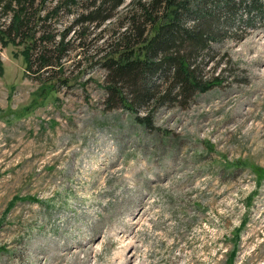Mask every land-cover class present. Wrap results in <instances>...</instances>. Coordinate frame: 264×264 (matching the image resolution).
Wrapping results in <instances>:
<instances>
[{"label":"rangeland","instance_id":"374dc122","mask_svg":"<svg viewBox=\"0 0 264 264\" xmlns=\"http://www.w3.org/2000/svg\"><path fill=\"white\" fill-rule=\"evenodd\" d=\"M135 1L73 24L91 0H33L30 68L0 41V264H264V25L215 41L220 84L151 127L105 100Z\"/></svg>","mask_w":264,"mask_h":264},{"label":"trees","instance_id":"16d2710c","mask_svg":"<svg viewBox=\"0 0 264 264\" xmlns=\"http://www.w3.org/2000/svg\"><path fill=\"white\" fill-rule=\"evenodd\" d=\"M122 1L91 0L73 24L100 21L110 15V7ZM32 4L33 0H0V15L11 10L8 21L0 22V41L21 42L27 68L36 47L35 31L29 23L32 10L28 7ZM59 4L55 3L52 11ZM43 16L47 14L38 15ZM124 16L126 23L119 24L102 55L109 77L104 85L106 104L129 109L139 123L157 127L152 112L158 106L186 105L197 92L220 84L222 72L214 69L221 59L215 57L213 43L228 31L235 34L237 28L254 27L256 20L264 25V0H136ZM189 16L194 18L192 23L186 22ZM61 33L63 36L65 31ZM236 34V39L241 37ZM53 36L46 32L39 38L53 41ZM62 47L56 48V56L64 44ZM44 50L47 48L37 52L36 69L56 62ZM209 62L212 65L206 66ZM143 107L146 110L140 113Z\"/></svg>","mask_w":264,"mask_h":264}]
</instances>
